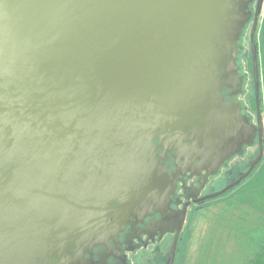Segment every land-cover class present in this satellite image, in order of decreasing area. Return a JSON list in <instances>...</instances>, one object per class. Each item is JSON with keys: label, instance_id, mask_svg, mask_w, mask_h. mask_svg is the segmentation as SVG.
<instances>
[{"label": "water", "instance_id": "95a60500", "mask_svg": "<svg viewBox=\"0 0 264 264\" xmlns=\"http://www.w3.org/2000/svg\"><path fill=\"white\" fill-rule=\"evenodd\" d=\"M249 17L247 0H0V264H63L118 229L114 203H167L148 152L181 123L219 161L236 151L221 91Z\"/></svg>", "mask_w": 264, "mask_h": 264}, {"label": "flooded vegetation", "instance_id": "af4514ba", "mask_svg": "<svg viewBox=\"0 0 264 264\" xmlns=\"http://www.w3.org/2000/svg\"><path fill=\"white\" fill-rule=\"evenodd\" d=\"M247 1L250 17L238 42L240 84L225 86L221 91L224 101L235 107L234 113L238 111L241 116L238 123L242 124L244 132L241 130L237 137L227 140L226 147V150L235 147L236 151L219 161L216 153L205 150L197 139V123L190 127L181 123L165 139L154 137L147 162L167 178L164 187L170 194L167 203L159 209L154 204L148 215L142 211L121 213L114 203L112 208L118 213L111 221L118 222V229L108 233L107 242L88 251L72 247L63 264H166L179 233L175 264L179 244L192 216L235 189L261 167L264 160V0ZM254 43L258 54V84L253 70ZM250 169L239 184L213 195Z\"/></svg>", "mask_w": 264, "mask_h": 264}, {"label": "rangeland", "instance_id": "374dc122", "mask_svg": "<svg viewBox=\"0 0 264 264\" xmlns=\"http://www.w3.org/2000/svg\"><path fill=\"white\" fill-rule=\"evenodd\" d=\"M264 243V160L188 222L175 264H248Z\"/></svg>", "mask_w": 264, "mask_h": 264}, {"label": "trees", "instance_id": "16d2710c", "mask_svg": "<svg viewBox=\"0 0 264 264\" xmlns=\"http://www.w3.org/2000/svg\"><path fill=\"white\" fill-rule=\"evenodd\" d=\"M248 264H264V243L261 245L257 255Z\"/></svg>", "mask_w": 264, "mask_h": 264}]
</instances>
